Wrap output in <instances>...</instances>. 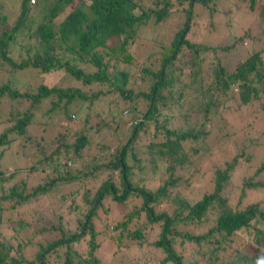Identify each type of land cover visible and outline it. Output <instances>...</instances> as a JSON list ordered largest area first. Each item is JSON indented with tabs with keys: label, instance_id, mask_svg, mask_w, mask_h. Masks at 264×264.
<instances>
[{
	"label": "trees",
	"instance_id": "obj_1",
	"mask_svg": "<svg viewBox=\"0 0 264 264\" xmlns=\"http://www.w3.org/2000/svg\"><path fill=\"white\" fill-rule=\"evenodd\" d=\"M215 1L17 0L12 16L5 7L7 0H0V109L8 107V117L0 120L4 124L0 158L5 146L20 136L25 141L19 151L26 160L37 157L22 177L7 187L0 184V264H115V259L121 264H264V199L242 201L248 190L264 187V159L250 166V153L240 148L220 164L205 162L194 179L199 177L203 183L202 176L206 177L209 189L196 197L180 192L181 177L172 176L174 169L181 170L189 162L176 155V147L181 148V140L205 135L202 128L218 104L217 96L237 99L236 104L245 109L250 104V114L241 123L244 128L252 127L256 117L264 122V45L253 48L264 29L212 47L199 46L186 36L194 6L214 11ZM236 1H247L249 10H255L258 3L257 15L264 20V0ZM173 15L183 16L181 25ZM150 23L171 33L166 42L152 39L146 61L140 63L129 47L138 28ZM246 37L250 46L246 56L226 65L224 58L230 49L244 45ZM204 54L216 57L210 65L211 77L190 93L187 85L194 76L185 81L183 70L174 64L183 55L182 61H190V72L196 76L200 67L195 68V63ZM18 74H30L29 84L40 82L34 87L28 83L12 87L9 78L14 80ZM67 80L78 85L66 84ZM93 84L105 89L82 91V86ZM107 94L116 96L108 104L120 113L107 120L116 127L123 124L112 146L97 141L102 138L100 126H105L100 112H95L94 131L89 126L73 127L70 122L74 121L70 102L92 103ZM188 96H195V101L187 100ZM142 102L144 110L138 108ZM44 103L48 107L41 115L48 118L49 127H58L56 132L49 129L52 137L48 140L41 133L25 134L29 123L38 124L35 115ZM176 108L182 122L188 123L191 114L194 117L187 129L167 126L173 117L169 113ZM54 111L64 120L52 121ZM123 116L127 119L121 122ZM88 118L89 112L83 120L88 122ZM151 125V137H144ZM160 128L163 137L155 141ZM153 146L166 149L162 166L169 170L150 188L133 183L130 174L133 167L142 166L141 155ZM86 152L93 153L87 170L67 169L70 163L81 164ZM103 154L107 159L95 162ZM238 166L244 167V173L237 201L231 205L236 186L230 177ZM47 168L53 173L45 174ZM34 172L43 176L31 183ZM103 172L107 173L100 181ZM15 173L17 169L9 177ZM39 200L47 201L49 214L43 209L34 211ZM111 205L118 209L108 216ZM19 208L32 211L30 221H13ZM124 247L131 257L123 253ZM144 252L149 253L139 261L138 254Z\"/></svg>",
	"mask_w": 264,
	"mask_h": 264
},
{
	"label": "rangeland",
	"instance_id": "obj_2",
	"mask_svg": "<svg viewBox=\"0 0 264 264\" xmlns=\"http://www.w3.org/2000/svg\"><path fill=\"white\" fill-rule=\"evenodd\" d=\"M16 1L17 0H7L5 6L9 11H11L14 15L16 12ZM9 2V3H8ZM258 3L256 4L255 10H249L248 2L244 1L243 3H238L236 0H216L215 1V10L210 11V9L207 7H202L199 4H196L194 6V12L192 15V24L190 26V29L187 33V38L190 39L191 42H194L198 44L199 46H210L213 45H221V44H230L232 40L236 39L239 36H243L246 33H254V31L261 29H264V20L263 16L261 18L257 15V13L260 11L258 9ZM176 20V24L181 25V22L183 21V16H172ZM182 19V20H181ZM156 29V30H155ZM171 30L169 33L163 28H155L153 24L144 25L138 28L136 38L132 41L129 50L134 54L135 60L138 62L146 61V51L148 50V47L152 45V39L159 38L160 41L166 42L168 40L167 36H170ZM158 39V40H159ZM243 44H237L233 48L230 49L231 53L227 55V57L224 58V63L226 65H231L233 61H236L239 57L243 58L246 56L247 52L250 49L249 46V38H244ZM156 41H154L155 44ZM247 42V44H245ZM114 39L110 41L111 46L114 45ZM152 43V44H151ZM246 45V46H245ZM264 45V30L263 35L259 39V41H255L253 43V48L258 49L261 46ZM249 46V48H247ZM219 57V55H216ZM184 60L183 55L179 56L176 63L174 64V67L178 68L180 67L183 70L184 75L182 78H184L185 81H190L191 77L194 76V80L188 84V90L190 93L193 89H198L200 85L204 84L209 80L211 77V70L210 65L214 62H216V57H210L209 54H204L203 59L200 61H197L195 63V68L199 70V73L195 76L191 74L190 72V61H182ZM196 60V59H195ZM184 62V63H183ZM56 72L52 74L50 79H53V76L55 77ZM9 77V76H8ZM14 80L11 78V86L15 88L22 87L23 84L31 82L33 80L32 76L30 74L25 75H15ZM130 75V79H131ZM13 81V82H12ZM40 82V80L38 81ZM37 80L35 82H32L30 87H34L35 84L38 83ZM66 84H73L78 85V83L72 82L67 80L65 82ZM64 84V85H66ZM230 89L231 92L234 91L233 86ZM102 89L103 87H97L96 85H90L88 87L82 86V91L85 94H89L91 91H97L98 89ZM140 88V87H139ZM105 89V88H103ZM230 92V91H229ZM228 92V94H229ZM185 93L184 95H186ZM234 93L232 92V95ZM115 95L113 94H107V96H100L98 99L96 98L93 100L92 103H88L87 101H81L79 99H76L69 103L70 112L74 115V121H70L73 127H81L82 125L85 127L84 129H87V126H89L90 131L95 130V121L98 120L97 115L95 112H100V120H104L105 126H100V131L102 132V138L99 137V140H97L100 143L107 144L109 146H112V140L118 137L120 135L119 133L123 129V124L121 123V126L119 124H114V122H110L107 120L111 115L116 114L118 117L120 115L118 109L114 108L113 104H108L110 101L115 99ZM195 96H188L186 97L187 100H192ZM218 104L217 106L211 110L209 113V119L207 122L203 125L202 131L205 135H201L203 137H198L197 139L191 141L190 139L181 140L180 147H176L178 156L185 159H188V163H186L185 167L181 170L174 169V172L172 174L173 177L180 176L181 177V183H180V192L182 191L185 195H190L196 197L199 193H201L205 189H209V184L206 182V177L202 176L203 183L200 181V178H195L196 175L200 174V168L205 162H213V160L219 162L220 164L224 159L229 158L230 156L234 155L236 152L240 151V148L242 149L243 153L248 152L250 153L251 160H249V165L254 166L258 164V162L261 159H264V133L258 134L259 129H264V122L261 121L260 118L256 117L254 124L251 126H248L244 128L241 126L242 121L245 119L246 116L250 114V104H248V108H243L242 105H237L238 100L236 99V102L234 101V98H223V96H217ZM192 101H195L194 99ZM144 103H139V109L144 110L142 107ZM48 107V103H44L37 111L35 115V119L38 121V124L36 123H29L25 129V134L27 135H35L37 133H41L45 135V140L51 139V135H49V129H52L56 132L58 130L57 126H50L49 127V120L46 116H43L41 114H44V111ZM239 107V108H238ZM138 109V110H139ZM89 112V118L88 122H86L84 119L85 113ZM8 107L3 106L0 109V120L3 118L8 117ZM173 113V114H172ZM173 115L171 118V121L167 124V126H173V127H180L181 129H187V127L191 124V122L194 120V117H192V114L188 117V123H185V121L181 119V115L177 116L178 110L175 109V112L169 113ZM52 121L61 122L63 121V117L59 116V112H52ZM120 119V118H119ZM127 119V116H123L122 119H120L121 122H124V120ZM76 120V123H75ZM113 120H115L113 118ZM112 121V120H111ZM90 124V125H88ZM126 124L128 125L129 122ZM3 123L0 122V129L3 127ZM41 127H45L44 132L41 131ZM190 127V126H189ZM256 128V129H255ZM116 130V131H115ZM99 131V132H100ZM153 133V127L150 126V129L148 133L143 132V136L151 137V134ZM40 134V135H41ZM99 134V136H101ZM258 134V135H257ZM143 138L142 142L147 143L146 139ZM163 137V134H161V128L156 130V135L154 140L159 141ZM23 136L16 137V139L12 140L11 143H9L7 146H5V151L2 154L0 158V173L2 174L3 180L0 181V184L3 187L9 186L12 182L19 179V177H22L23 173H25V170L27 169V165H32L34 163V159L36 156L30 158L29 160H26V158L22 155L21 151H19L20 143L24 142ZM207 147L206 149H203V143ZM183 148V150H182ZM192 149H197V152L192 153ZM103 151V150H102ZM101 151V152H102ZM143 155H141V161L140 164L142 165L140 168L133 167L131 169L130 178L133 183H142L149 186L150 188H153L156 185V182L163 179L165 175L168 173V166L165 167L162 166V161L164 157L167 156L166 149L164 147L160 146H153L148 151H146ZM87 157H84L81 159V164L76 163L73 165L70 163V165L67 166V169H71L75 171L74 169H78L80 171H85L87 168H89L91 162H92V152H86ZM100 155V154H98ZM174 156V155H173ZM199 156V157H197ZM37 158V157H36ZM171 158V157H170ZM107 157L103 154L100 158H97L95 162L99 163L101 161H105ZM196 159V160H195ZM191 161V162H190ZM195 161L193 164L192 162ZM128 163H131V160H128ZM175 166L177 167V162L175 163ZM175 168V167H174ZM13 169H17L18 173H15V176L12 178L9 177V174L13 171ZM133 172V174H132ZM198 174H195V173ZM251 172L250 170H246V173ZM53 171H51L49 168L45 170V174H51ZM104 174L100 175V181L103 177L106 176L107 172H103ZM244 173V167L238 166L232 176L230 177V183L234 186H236L235 189H233L232 197H231V205H234L237 201V195L239 194V179L240 176ZM32 179L31 183L34 181H37V178H41L43 176V173L37 174L36 172L31 174ZM189 177L188 181L186 182L184 179ZM112 179L115 181L117 180V177L112 175ZM82 189V188H81ZM175 195L173 193L170 198H172ZM264 199V187L260 189H250L246 192L244 195V198L242 199L243 202L246 201H253V200H260ZM39 204L36 206V210L39 212L41 209L46 210L43 211L44 214L48 213V204L47 201L43 200L41 203L40 200L38 201ZM68 203V202H67ZM170 203V202H169ZM47 207V208H46ZM164 207V206H163ZM28 208V207H27ZM46 208V209H45ZM110 211H108V216H112V214L118 209L117 205H111L109 207ZM169 211V209H167ZM31 210H27L24 208H19L17 214L13 216V221L15 220H23V221H30L31 217ZM100 217L101 214L99 215ZM28 219V220H27ZM13 223V222H12ZM6 231V230H4ZM122 251L124 254H127V256H130L132 254H128L127 250H125V247ZM149 252H144L141 254H138V260L141 261L140 256L144 257L145 255H148ZM134 256V255H133ZM125 258V261H127V258L125 255L123 256ZM130 259V262H133ZM188 260H191L190 256H187ZM124 261V262H125ZM115 264H121V260L114 261Z\"/></svg>",
	"mask_w": 264,
	"mask_h": 264
},
{
	"label": "built area",
	"instance_id": "obj_3",
	"mask_svg": "<svg viewBox=\"0 0 264 264\" xmlns=\"http://www.w3.org/2000/svg\"><path fill=\"white\" fill-rule=\"evenodd\" d=\"M30 1V3H33L34 2V0H29Z\"/></svg>",
	"mask_w": 264,
	"mask_h": 264
}]
</instances>
